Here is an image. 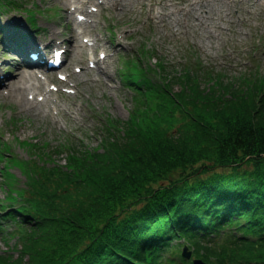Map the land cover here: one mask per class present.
Returning a JSON list of instances; mask_svg holds the SVG:
<instances>
[{"label": "trees", "instance_id": "trees-1", "mask_svg": "<svg viewBox=\"0 0 264 264\" xmlns=\"http://www.w3.org/2000/svg\"><path fill=\"white\" fill-rule=\"evenodd\" d=\"M143 57L123 59L136 107L105 119L97 147L66 143L61 165L29 142L32 160L11 159L29 182L4 172L18 240L0 264H193L186 244L211 264H264V73L225 80L193 52L180 72Z\"/></svg>", "mask_w": 264, "mask_h": 264}, {"label": "rangeland", "instance_id": "rangeland-1", "mask_svg": "<svg viewBox=\"0 0 264 264\" xmlns=\"http://www.w3.org/2000/svg\"><path fill=\"white\" fill-rule=\"evenodd\" d=\"M20 1L22 8L0 11V62H6L12 68L17 67L22 59H16L11 50H6L7 45L1 39L3 32L20 28L25 22L24 27L31 41L36 34L43 39L49 38L55 30L59 34L66 31L64 37H70L73 24L68 19L66 8L80 3L73 0ZM122 1L124 7L119 4L99 10L96 21L89 27V35H80L87 40L97 37L107 49L110 47L109 53L103 47L90 52L95 57L101 52L107 55V66L100 68L97 75L101 83L94 74L83 73L89 53H85L82 60H73L69 68H65L70 73L75 66L81 67L82 70L73 71L77 75L70 78L75 86L70 83L60 86L61 81L56 77L52 81L55 88L58 86L53 96L62 108H71V116L64 113L65 109L59 112L52 104L49 115L42 113L44 117H36L27 106L0 91V155H3L0 158V199L10 189L5 169L15 174L17 187L28 182L21 168L7 159L8 152H13L18 158L32 160L27 144L33 142L47 146L54 152V162L63 165L66 162V143L97 147L101 124L106 118L129 119L136 107L133 100L135 91L124 86L120 76L122 58L127 54L144 50V64L148 67L156 66L157 59H162L173 67V71L180 72L185 59L193 52L206 66L223 74L225 80L249 74L252 71L249 68L254 64L264 73V0H166L164 9L156 6L151 13L152 16L163 14L164 20L155 17L156 22L147 17L149 5L154 0ZM172 2L179 7L172 6ZM183 7L185 9H181ZM28 9L36 11V28L28 22ZM120 40H123L122 43H119ZM10 76L7 74V77ZM69 89L74 92L67 91ZM174 89L180 90L179 83ZM0 222V251L9 250L11 246H16L18 237L5 233L15 230L16 222Z\"/></svg>", "mask_w": 264, "mask_h": 264}, {"label": "bare ground", "instance_id": "bare-ground-1", "mask_svg": "<svg viewBox=\"0 0 264 264\" xmlns=\"http://www.w3.org/2000/svg\"><path fill=\"white\" fill-rule=\"evenodd\" d=\"M65 1H69V0H65ZM80 1L89 2L90 0H80ZM121 2L122 0H99L98 4H100V10H101L104 7H108V6L117 7L119 6V4H121L122 7H124V4H122ZM166 3H167L166 0H154L149 5V13L147 17L150 20L155 21V22H156V20L154 19L155 17L163 21L164 20V16L162 17L163 14L152 16L151 13L155 9L156 6H160L162 9H164V6H166ZM172 6L174 7L176 6L178 8L179 4L172 2ZM181 9H185V8L183 7ZM86 14L90 17L96 16V14L89 9H86ZM89 23H90V19H86L83 21H79L78 19H75L73 22V27L70 32V37L68 36L65 39H63V41L68 42L70 44V47L68 48L70 54H69L68 59L66 60L68 64H71L73 59L82 60L85 52H88V51L92 52L93 50H95L94 49L95 47L102 45V43L97 37H94L93 39L89 38V41L92 40V43H90L93 45L92 47H88L87 46L88 43H85L81 40L80 33L89 32V28H88ZM58 36H59V32H57L56 30L51 32L50 40L47 42L48 47L45 46L46 53L44 54H48L52 46L55 43H57ZM37 37L41 39L40 36L37 35ZM36 45H37V42H36ZM38 46H39V42H38ZM96 61L98 62L97 68L103 66L104 62H102L101 59L98 58ZM10 71H12L14 75V79L11 77L13 82L9 86L6 87V89H8L7 93L10 94L11 98H15L19 103L27 106L28 109L32 111L36 117H40V116L44 117V115H49L50 114L49 106L52 104L58 109L59 112L61 109H65L61 107V104H59L56 97L53 96V92H51V89L47 88L49 87L50 84L46 83L47 85H45L44 81L36 80L35 78L36 75H34V73L31 74V73L25 72L21 70V68H16V70H10ZM91 71L93 72L94 75L97 74L96 68H92L90 66H85L83 73L89 74L91 73ZM96 80H98L99 83H101V80H99L98 77L96 78ZM26 92H27V95H26ZM1 93L5 94V90L3 88H2ZM41 94L44 95L45 97L43 102H40L37 100V96ZM64 113H66L67 116L69 115L71 116V113H72L71 108L69 107L68 109H65Z\"/></svg>", "mask_w": 264, "mask_h": 264}, {"label": "water", "instance_id": "water-1", "mask_svg": "<svg viewBox=\"0 0 264 264\" xmlns=\"http://www.w3.org/2000/svg\"><path fill=\"white\" fill-rule=\"evenodd\" d=\"M191 254H192V252H191V251H188V248L185 247V248H184L183 255H184L185 257H187V258H190V257H191ZM194 262H195V264H207V263L203 262V260H201V259H195Z\"/></svg>", "mask_w": 264, "mask_h": 264}]
</instances>
